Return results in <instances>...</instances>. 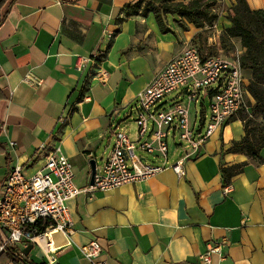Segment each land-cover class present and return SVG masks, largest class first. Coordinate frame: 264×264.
I'll use <instances>...</instances> for the list:
<instances>
[{"label": "crops", "instance_id": "crops-1", "mask_svg": "<svg viewBox=\"0 0 264 264\" xmlns=\"http://www.w3.org/2000/svg\"><path fill=\"white\" fill-rule=\"evenodd\" d=\"M137 1L0 3V184L13 166L33 175L57 147L72 164L74 185L87 186L90 160L95 172L102 169L115 132L136 140L137 94L187 45L197 44L209 56L203 50L230 25L220 16L214 29L196 28L167 13L162 18L168 31L162 32L151 12L127 14L126 7ZM233 2L224 0L227 6ZM246 2L251 10H264V0ZM230 41L241 53L240 41ZM211 94L188 104V110L199 106L198 120ZM247 99L253 105L251 95ZM183 100L179 89L159 105ZM238 115L196 150L170 147L171 134L166 137L167 165L188 153L183 176L166 167L135 183L80 192L66 201L73 229L69 243L61 233L51 235L50 248L46 238H36L20 247L18 259L0 254V264H89L80 246L91 240L101 245L105 264H200L209 243L220 244L212 264H264V148L258 160L230 151L245 135ZM196 120L194 111L189 120L194 129ZM135 153L146 162H162ZM241 163L242 170L223 186L220 166Z\"/></svg>", "mask_w": 264, "mask_h": 264}, {"label": "built area", "instance_id": "built-area-1", "mask_svg": "<svg viewBox=\"0 0 264 264\" xmlns=\"http://www.w3.org/2000/svg\"><path fill=\"white\" fill-rule=\"evenodd\" d=\"M84 61L81 58V63ZM76 68H81L80 63ZM247 85L237 56H206L197 47L187 45L137 94L133 104L136 140L115 132L106 163L87 186L80 189L74 185L72 164L57 147L47 152L41 168L29 177L18 165L8 170L0 184V254L11 252L18 259L22 256L20 247L36 238H46V246L50 248L54 233L63 234L69 243L73 229L66 201L80 192L135 183L166 167L183 176V161L188 153L167 165L166 137L177 134L196 150L237 113H248L252 105L248 103ZM179 89H183L185 101L166 107L159 105L165 96ZM210 92L209 112L198 120L200 126L195 130L189 122L188 104L196 103ZM136 149L161 158L162 162H146L136 155ZM80 252L89 264H105L97 240L81 245ZM219 252L220 244L209 243L199 256L200 264H212L211 256Z\"/></svg>", "mask_w": 264, "mask_h": 264}, {"label": "trees", "instance_id": "trees-1", "mask_svg": "<svg viewBox=\"0 0 264 264\" xmlns=\"http://www.w3.org/2000/svg\"><path fill=\"white\" fill-rule=\"evenodd\" d=\"M2 1L0 0V3ZM191 1L192 3L187 5L179 0H138L126 8L128 15L151 12L162 32L168 31L162 18L167 13L176 14L196 28L213 25L217 19V16L211 13L215 0ZM226 18L230 25L219 37L220 46L224 49L232 48L231 38L239 39L244 48L239 62L242 69L249 72L247 89L254 101L250 112H239L238 118L243 121L245 135L240 141L233 143L230 151L244 153L251 159L258 160L257 152L264 148V122L253 120L251 112L264 116V10H251L246 0H234ZM243 165L244 163L220 166L223 186L242 170Z\"/></svg>", "mask_w": 264, "mask_h": 264}, {"label": "rangeland", "instance_id": "rangeland-1", "mask_svg": "<svg viewBox=\"0 0 264 264\" xmlns=\"http://www.w3.org/2000/svg\"><path fill=\"white\" fill-rule=\"evenodd\" d=\"M179 1H181L182 3L187 4V5H190V4L192 3L191 0H179ZM206 3H208V2H206ZM231 5H232V4H231ZM231 5H230V6H227V5L224 3V0H215L214 4L211 6V8H212L211 13H212V14H215V15L217 16V19L213 22V25H211V26H207V28H208V29H209V28L214 29V25L217 23L218 18H219L220 16H223V17L226 18L227 14H228L229 11H230V7H231ZM223 31H224V29H222V31L219 32V37H220V35L222 34ZM236 40H239V39H236ZM214 44H215V45L212 46L211 48L203 50V51H205L204 53L209 54V55H217V54H227V55H229V54H231V55L237 56V57L239 58V57L243 54V52H244V48H243L242 52L240 53L238 50H236V48H235L234 46H233L232 48H229V49H224V48H222V47L220 46V39H218L217 43H214ZM195 46H196L197 48H199V46H198L197 44H195ZM200 47H201V46H200ZM201 48H203V47H201ZM199 49H200V48H199ZM200 50H202V49H200ZM243 75H244L245 81L247 82V81H248V78H247V71H244V72H243ZM183 101H185V100H183ZM194 111H197V120H196L197 122L195 123V129H198V127H199V122H198V118H199V106H195V108H194V106L192 105V106L190 107V110H189V118H190V119L193 118ZM208 112H209V106H208V104L206 103V104H205V113H204V114L207 115ZM248 112H250V109H249ZM241 115H242V114H241ZM243 115H244V114H243ZM251 115H252L251 118H252L253 120H256V121H259V122H264V116H261V115H259L258 113H255V112H254V113L251 112ZM251 115H250V116H251ZM190 119H189V120H190ZM191 121H192V120H191ZM132 124H133V122H132ZM170 136H171V135H170ZM170 136H169V138H168V145H169L170 147L174 146V143L180 144L179 146L182 147V148H186V147L188 146V144H187L186 142H184V141H182V140H180V139L178 138L177 134L174 135L173 138L170 137ZM134 137H135V135H134V131H132V132L130 133V138L133 139ZM136 152H138V151H136Z\"/></svg>", "mask_w": 264, "mask_h": 264}, {"label": "water", "instance_id": "water-1", "mask_svg": "<svg viewBox=\"0 0 264 264\" xmlns=\"http://www.w3.org/2000/svg\"><path fill=\"white\" fill-rule=\"evenodd\" d=\"M89 166H90V183H91L93 175L95 173V161L94 160H90Z\"/></svg>", "mask_w": 264, "mask_h": 264}]
</instances>
